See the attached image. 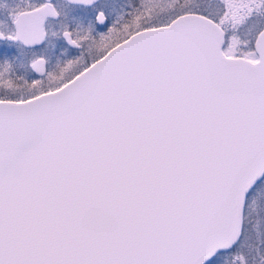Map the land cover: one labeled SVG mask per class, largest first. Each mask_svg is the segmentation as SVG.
<instances>
[{
    "label": "snow or ice",
    "instance_id": "1",
    "mask_svg": "<svg viewBox=\"0 0 264 264\" xmlns=\"http://www.w3.org/2000/svg\"><path fill=\"white\" fill-rule=\"evenodd\" d=\"M0 264H264V0H0Z\"/></svg>",
    "mask_w": 264,
    "mask_h": 264
}]
</instances>
